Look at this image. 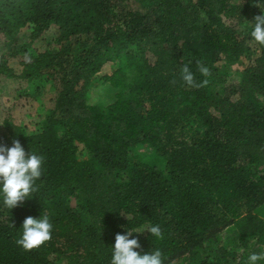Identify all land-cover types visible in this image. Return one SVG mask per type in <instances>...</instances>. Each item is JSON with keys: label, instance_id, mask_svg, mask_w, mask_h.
I'll list each match as a JSON object with an SVG mask.
<instances>
[{"label": "trees", "instance_id": "obj_1", "mask_svg": "<svg viewBox=\"0 0 264 264\" xmlns=\"http://www.w3.org/2000/svg\"><path fill=\"white\" fill-rule=\"evenodd\" d=\"M255 2L0 0V145L18 139L44 159L31 199L12 210L0 199V264H110L117 233L157 224L163 239L133 237L164 264H247L264 253ZM242 58L249 65L232 78L224 66ZM108 63L114 70L98 77ZM185 65L198 86L183 81ZM96 78L116 90L110 104L89 103ZM42 212L51 239L24 250L23 221Z\"/></svg>", "mask_w": 264, "mask_h": 264}, {"label": "clouds", "instance_id": "obj_2", "mask_svg": "<svg viewBox=\"0 0 264 264\" xmlns=\"http://www.w3.org/2000/svg\"><path fill=\"white\" fill-rule=\"evenodd\" d=\"M255 3L260 7L261 14L254 17V23L250 22V36L254 42L264 46V7H261L264 0H256ZM197 67L201 74L208 75V67L199 62ZM181 76L187 85L198 86L194 82V73L187 65L183 66ZM43 164V157L33 150L26 153L18 139L13 140L10 147L0 145V199L4 206L12 210L31 199L32 194L37 191L36 182L43 175ZM21 228L22 233L17 244L24 250H32L51 239L53 223L50 217L42 212L38 218L26 217ZM145 230L149 231L152 237L163 239V232L158 224L129 228L124 234L117 233L114 245L110 246V264H164V257L159 248L144 254L137 251L141 245L139 239L133 237V233H143ZM262 260L264 253L253 252L247 257V264H260Z\"/></svg>", "mask_w": 264, "mask_h": 264}, {"label": "rangeland", "instance_id": "obj_3", "mask_svg": "<svg viewBox=\"0 0 264 264\" xmlns=\"http://www.w3.org/2000/svg\"><path fill=\"white\" fill-rule=\"evenodd\" d=\"M25 30L31 31V26H28ZM49 40H50V37L47 36L45 42L47 43V41ZM248 65H249V61L245 58H242L236 63L225 65L224 71L230 76H232V78H238L240 75H242L243 71L246 69V67H248ZM113 70H114L113 64L108 63L103 67L102 71L97 76L101 78L104 75H110ZM100 84H101V79L96 78L95 85H97V87L92 89L90 92L89 103L91 105H97V104L107 105L113 102L115 99L116 90L111 88L108 84L106 85H100ZM10 91H11V88L8 86H5L2 89V94L4 96H7L10 93ZM52 97L53 96L51 94L46 95L43 99V104L45 106H48L50 101L52 100ZM39 107L40 105L36 103L33 107V112H36V109H38ZM41 111L42 110L40 107L39 112ZM36 130H37V127H34L31 124V131L34 133L36 132ZM79 153L80 154L84 153L83 146H79ZM136 153L141 154L144 157V159L147 160L148 162L156 163L159 168L164 169L165 164L160 158L156 156V154L154 153V150L150 146L140 145L137 147Z\"/></svg>", "mask_w": 264, "mask_h": 264}]
</instances>
